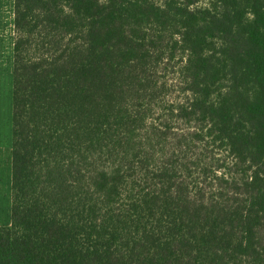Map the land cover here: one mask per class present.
<instances>
[{
    "label": "trees",
    "instance_id": "1",
    "mask_svg": "<svg viewBox=\"0 0 264 264\" xmlns=\"http://www.w3.org/2000/svg\"><path fill=\"white\" fill-rule=\"evenodd\" d=\"M13 31L0 264H264V0H13Z\"/></svg>",
    "mask_w": 264,
    "mask_h": 264
},
{
    "label": "rangeland",
    "instance_id": "2",
    "mask_svg": "<svg viewBox=\"0 0 264 264\" xmlns=\"http://www.w3.org/2000/svg\"><path fill=\"white\" fill-rule=\"evenodd\" d=\"M11 0H0V226L10 223L11 208V114H12V53L11 36L6 34ZM8 23V24H7ZM5 32V33H4ZM7 52L8 54H6ZM171 71L164 72L168 83L172 82ZM177 97V89L170 91V98Z\"/></svg>",
    "mask_w": 264,
    "mask_h": 264
},
{
    "label": "crops",
    "instance_id": "3",
    "mask_svg": "<svg viewBox=\"0 0 264 264\" xmlns=\"http://www.w3.org/2000/svg\"><path fill=\"white\" fill-rule=\"evenodd\" d=\"M11 9H9V13H10V19L8 20V30L6 32V34H9L11 36V53H12V61H13V42H14V31H13V0H11ZM5 33V32H4ZM0 37H1V33H0ZM1 42H0V46H1ZM6 54H8L7 52H5ZM1 50H0V63H1Z\"/></svg>",
    "mask_w": 264,
    "mask_h": 264
}]
</instances>
